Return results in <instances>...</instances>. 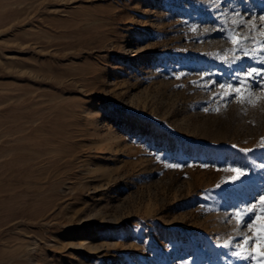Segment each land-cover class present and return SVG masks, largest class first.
<instances>
[{
    "label": "rangeland",
    "instance_id": "obj_1",
    "mask_svg": "<svg viewBox=\"0 0 264 264\" xmlns=\"http://www.w3.org/2000/svg\"><path fill=\"white\" fill-rule=\"evenodd\" d=\"M261 14L264 0H0V264H256L217 245L252 235L223 209L264 188V76L246 103L219 86L264 69L258 32L248 56L226 38ZM234 165L252 175L217 190Z\"/></svg>",
    "mask_w": 264,
    "mask_h": 264
},
{
    "label": "snow or ice",
    "instance_id": "obj_2",
    "mask_svg": "<svg viewBox=\"0 0 264 264\" xmlns=\"http://www.w3.org/2000/svg\"><path fill=\"white\" fill-rule=\"evenodd\" d=\"M240 14H237L239 16ZM259 20L264 22V14L259 16ZM241 23H245L241 21ZM245 26H247L245 24ZM240 28V24L235 25L234 30H238ZM221 30H223L221 28ZM192 31H196V29H192ZM252 32H258L259 40L256 42L259 44V48L254 49L253 55L264 54V26H257L255 23H252L251 30L246 36L241 35H231L229 34L226 38L230 40V43L233 45V52L241 51L244 53L245 56L249 55V52L246 51L242 44L249 43L256 38L252 36ZM227 59V58H226ZM239 56L233 57V62L235 63L239 60ZM185 73H181L177 75L176 79H181ZM205 75L201 74V79L203 80ZM257 76H264V69H256L252 68L251 70L245 71L243 74V79L237 77L240 80L239 87H234L232 85H220L221 89H224L223 96L221 97L222 100L228 101L229 97H233L240 103L250 102V100H246L245 97L242 95V89L245 88L246 84L249 81H252ZM211 85H209L210 87ZM261 98H264V90L261 91ZM205 111H209L208 108H205ZM233 148H237V145H231ZM259 149L264 150V137H261ZM239 151L243 152L245 155L255 151L256 149H238ZM163 158V157H159ZM168 169L172 170H179L182 167H190L191 165H181L175 161H168L164 165ZM261 170H264V163L260 166ZM228 171H231L233 175L230 177L229 181L225 184H217L216 189L222 190L225 186H236L237 184L243 183L246 179H248L252 173L251 171L245 170L243 166L234 165L231 166ZM257 207H259V213L257 212ZM223 213L226 216L225 223L228 221L235 219L237 224V231L243 233L245 228H248L252 235L249 237L247 235H243L241 237H233L228 244H218L217 247L222 248H231L232 251L229 253L235 259L238 260H256V264H264V188H261L260 192L258 193V200L257 198H253L252 201L248 203L241 202L240 204L230 205L229 208L223 209ZM257 222L260 224V230L257 231L256 225ZM257 244L260 251L253 255L251 252L247 256L243 254V249L247 246L251 248L253 244Z\"/></svg>",
    "mask_w": 264,
    "mask_h": 264
}]
</instances>
